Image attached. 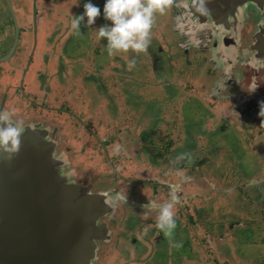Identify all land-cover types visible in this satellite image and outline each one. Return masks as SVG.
<instances>
[{
    "label": "flooded vegetation",
    "instance_id": "af4514ba",
    "mask_svg": "<svg viewBox=\"0 0 264 264\" xmlns=\"http://www.w3.org/2000/svg\"><path fill=\"white\" fill-rule=\"evenodd\" d=\"M1 1L0 77L1 71L4 68V63L8 62L11 58L21 52L22 48L20 49L19 47H21L20 44L22 41V35L25 33L26 29H29L30 33L33 31L34 44L33 49L28 56V62L29 64L31 63L36 49L39 47V44H41L44 38L43 35L45 27L39 31V26L46 22L41 20L43 17L41 14L43 2L46 1L45 3L48 6L58 7L60 1L65 2V0H16L17 2L14 0H0V5ZM68 2L70 6L75 4V1L73 0H68ZM169 3H171V1H169ZM31 8L32 14H30V24L29 26H25L23 24L25 21V14ZM12 9L15 12V15L12 13ZM43 9L46 12L48 11V9ZM242 24L243 28L241 33L238 32V25H236L235 22H231L232 27H229L231 29L230 33L224 32L227 34L226 36L228 38L226 37L223 39H226V42L230 45V48L226 46V48L223 49V51L228 54L227 56L225 55L226 53H220V50L224 46L220 45L219 42L223 39H220L218 36L214 38L215 45L217 44V47L214 48L212 52L213 62H215L216 65L222 66L224 70H226L223 77L217 80L215 87H213V85L211 86V76L205 73V75L200 76H205L207 78L206 85L210 88V90H207L204 84H198V87H195V89L193 87V89H191V92L193 93L192 95L194 96L198 93L207 94L213 89V91H216L217 96L226 99V106L229 107L228 113H224L221 117H218L219 122L215 127L205 128L204 123H206V119L201 118V122H199L200 124L197 129L188 130L186 128L185 133L182 127L183 118L179 115H174L176 123L179 121L183 130V135L179 137L180 140L178 138L175 140L167 139L168 142L163 141L161 143H157V119L167 117L170 111L173 112V108L172 110H169V103H167L166 106L163 104L167 95L161 97L156 96L155 94H144L142 91L144 88H142L141 92H138L139 90H134L135 84L133 85V90L130 89L131 85L126 84L127 87H129V90H124V92H127L130 95L129 98L137 99L136 102L141 105V117H143L142 122L147 124L150 121L151 124L148 135L150 141L147 146V150L145 147L144 150L148 152V147H150V145L153 149H155V154L150 157L151 160H149V168L154 169V171H146L145 169L142 173L148 174L146 178H135L133 175L124 174L121 178L119 177V180L116 181V183H113V181L109 178V172L106 168L104 169L105 166H102L101 164L99 165L97 157L90 154L91 151L89 148H87L86 151L80 150L78 154H75L74 147H71L68 144L67 146L63 144V135L61 133L62 129L65 134L69 133L67 128H63V124H59L57 126L54 125L53 127L48 121L52 122L51 120L53 119L54 121V118H42L40 115L33 116V118L41 119L40 121H43L45 124H47L45 120L48 122V125H50L52 129L51 132L55 133L56 140L58 141V150L59 152L64 151L68 156V160L70 161L69 166L72 168L74 167L77 172V180L81 184H88L93 192L104 193L106 195L107 202L112 206V210H115L114 212L111 211L108 213V216L103 217L101 220V222L106 221L109 225V228L111 229V238L107 241H99V258L94 264H187L186 261L194 259L199 260L200 256L198 251L190 247V243L192 242L191 233L193 230L197 231L199 224L198 221L200 222L199 215H201L202 212L206 214H216L214 207L216 205V199L218 198H215V200L210 198L209 201L211 202L212 210L207 213L203 209L204 206H198L197 203L194 204L192 202L199 197V194L191 192L185 193L182 191V186L185 184L183 187L184 191L185 188L190 186H187V184L188 180L191 181L192 178L189 177L187 179V174L197 166H207L208 171L213 172V174L219 177L215 169L219 165L223 164L222 157L218 159L216 168L211 166L212 161H210L206 154L202 153L203 146L200 144L203 143L207 137L209 138L212 136L215 138L221 136L218 134L220 132L223 133L222 136H226L228 139L232 140L237 154L245 153V158L257 157L256 161L257 163H261V167H259L255 161V166L252 167V172L244 171L241 175L239 174V181L235 180L236 183L233 185L228 184L231 180L226 179L224 181H219L214 178L215 183L212 184L215 185L213 189H216L217 191H215V194L220 192L230 193L233 191L240 193L239 204L242 205V208L235 207V205L229 206L233 210L225 212L221 217L217 216L218 219L215 222L208 221L207 229L214 232L216 230L215 236L213 235V241L217 239L218 242H220V246L217 244L216 248L223 247L222 245L224 242L228 245L236 247L237 249L244 246H250L253 254H251L249 259L233 260L231 264L264 263L262 262V260H264V251L260 253L257 249V247L260 246L264 248V125H261V120L264 118L257 115V112L259 111L258 101H264V9L258 12V9L250 7L248 16L244 19V21L240 22V27ZM11 30L13 32L12 36L10 32ZM172 32L174 43L178 49H180V53H177L176 55L177 59L183 61V63H180L182 64V69L180 70L181 72L185 71L186 75L190 73L192 76V72L185 70L184 67H189L190 69L192 67H200L201 69H204L207 66L209 68L213 66V64L208 63V55L206 54L208 51L205 50L207 48V46H205V44H207V38L212 36V32L206 35V37H199L201 47L192 46L187 50L180 47V43L183 39L179 38L174 31ZM257 35H260L261 37V47L259 49L256 48V44H258V42L255 44ZM233 36H235V39L231 38ZM89 37L90 36L86 39H82L81 42L76 41L78 44L77 48L71 47L74 50L73 53L69 51V46L71 45V41L69 39L67 41L66 56L71 59L74 58L76 56L75 52L79 51L78 46L80 44L82 45V48H80L81 53L84 52L88 46H91L90 41L89 43L85 41L88 40ZM72 39H75L73 35ZM187 39L188 40L185 44L192 45V41L189 38ZM237 44L239 45L237 46ZM101 47L103 53L104 51L106 52L105 41ZM236 47H238L237 52L234 53ZM18 48L19 51H17ZM163 50L164 49L161 46H158L157 53H154L151 56L153 59L152 64H156V66L159 67L157 68L159 71L158 74H161V76L158 80L162 84V87L165 88V91L167 85L172 80L175 81V86L184 89L181 84L182 81L184 82V80H181V73H179L176 69H172V66L167 61L165 62V50ZM199 54V59H202V62H199L197 59ZM138 56V60L135 64H133L135 66H137L139 61L144 57L142 56V52L138 53L135 58ZM101 59L102 58H99V67L103 68L106 63L105 61H101ZM124 63L127 64V62ZM79 66L81 65L79 64ZM29 67L30 65L26 66L24 74L19 80V85L17 86L19 92L25 91L28 93L25 81L28 75ZM78 70L79 69L76 71ZM165 74L168 77H166ZM2 80H4V78L1 77L0 81ZM62 80L64 83L66 82V78H62ZM123 82L124 81H121V85H123ZM34 85L36 86L37 83ZM185 94H187V92ZM100 96L101 94L98 92L96 97L99 98ZM199 98L201 100L199 112H205V116V114H208L212 108L211 106L208 107L205 105L204 99L201 97ZM128 101H130V99H128ZM17 103V100H13L9 97L7 90H0V110L3 109L2 106H4L6 109H3V112L5 113L9 111L17 122L20 121L21 123H26L27 121H38L33 118L29 120L25 113L24 115H21V112L23 114L24 111ZM160 103L161 106L158 107V111L156 112L155 107ZM89 107H93V103L92 105L89 104ZM32 110L36 111L37 109L32 108ZM90 110L93 111V108ZM214 114L218 113L214 112ZM151 116H153L154 122L157 120L156 125L154 124ZM146 118L147 120L145 121L144 119ZM82 123L88 124L86 121H83ZM196 132L208 133L195 134ZM79 133V136L73 137L68 143L73 144L76 147L86 145L85 140L88 141V138H84V132L81 131ZM153 137H155L154 140H152ZM184 137H188L189 146L193 147H190L187 151L182 149L181 151H183V153L181 154L180 151L177 155L176 145L181 143ZM162 140H166V138ZM196 141L198 145L194 144ZM174 146V154L180 158L176 164V171H179H175V173H177V178H179V180H183L178 183H172V171H168L165 166L162 170L164 177H158V170L164 165L161 161L166 159L165 153ZM187 152L190 153L188 155L190 158H188L189 162H185L182 159V156ZM135 160L137 161V158H135ZM133 161L134 160H132V162ZM118 173L119 171H117L116 174ZM97 175L102 177H98ZM203 184H205V182H203ZM224 184H228L230 187H223ZM173 189L175 190V195L178 198L172 207L175 224L180 223V228L188 231L187 242H189L188 248L190 249L180 258V260L177 257H174L170 249V245H168V247L163 246L167 245L168 241L163 237L155 224V218L159 211V208L156 206L169 202V193ZM224 196L228 197L229 195L224 194ZM121 198H125L129 201L131 200V202L133 201L136 204H126L121 200ZM230 203L231 202H228V204ZM150 204L153 206L149 207ZM227 221L228 223L231 222V225H228V223L226 224ZM122 232L124 233L123 235L121 234ZM248 232L250 233L248 234ZM252 233L255 238H258L251 239V237H249L250 240H247L245 236ZM162 250L163 253L160 254ZM221 251L222 250H216L215 254H217V256L221 255L224 258ZM254 254H256V256H254ZM260 257H262V260L257 262ZM225 259L227 260V264H229V259ZM224 263L226 264V262Z\"/></svg>",
    "mask_w": 264,
    "mask_h": 264
},
{
    "label": "rangeland",
    "instance_id": "374dc122",
    "mask_svg": "<svg viewBox=\"0 0 264 264\" xmlns=\"http://www.w3.org/2000/svg\"><path fill=\"white\" fill-rule=\"evenodd\" d=\"M14 1L17 2L16 0ZM73 1H75V4L71 6L68 0H65V2L60 1L58 7L48 6L45 3L46 1H42L43 7L41 14L43 15V19L41 18V20L46 22L39 26V31L45 27L43 41L39 44L29 64L28 56L34 44L33 31L30 33L29 29H26L22 35L21 47H19L20 49L22 48L21 52L4 63V68L1 71V77L4 80L0 81V90H7L9 97L18 101V106H21L24 111L23 114L21 112V115L25 113L29 120L33 116L40 115L42 118H54V121L53 119L51 120L52 122L48 121L53 127L54 125L63 124V128L65 127L69 130L68 134H65L63 129L61 131L63 144L74 147L75 154H78L80 150L86 151L89 148L91 151L90 154L97 157L99 165L105 166L104 169L106 168L109 172V178L113 183H116L119 177L121 178L124 174L133 175L135 178H146L148 174L142 173L145 169L146 171H154V169L149 168V160L155 154V149L150 145L148 152L144 150V147L147 150L150 141L148 135L151 124L149 119V123L147 124L142 122L141 105L136 102L137 99L129 98L130 95L124 92V90H129L127 85H131L130 89L133 90V85L135 84L134 90H139L138 92H141L142 88H144L142 90L144 94H155L161 97L167 95L163 104L166 106L169 103V110L173 108V112L170 111L167 117L157 119V143L163 141L168 142L167 139H179L183 135L181 124L179 121L176 123L174 115H179L183 118L182 127L185 133L186 128L188 130L197 129L201 118L206 119V123H204L205 128L215 127L219 122L218 117H221L224 113H228L229 107L225 103L227 101L225 98L217 96L216 91H213V89L207 94L198 93L195 95L196 97L192 95L191 89L198 87V84H204L205 88L210 90L206 85L207 78L200 76L205 75L208 69L207 67L203 70L200 67H192L191 69L184 67L185 70L192 72V76L190 73L186 75L185 71H180L182 69V64L180 63H183V61L177 59L176 56L177 53H180V49H178L173 40V9L172 2L169 3L170 0L163 14L154 13L149 34L150 39L146 49L142 52V56L144 57L139 61L137 66L132 65L131 67L124 63L132 60L138 54L133 53L131 49L127 52L114 53L112 56H108L105 51L103 53L101 46H103L105 40L103 41V38H97L96 28L111 23L102 14L104 0H91V3L100 9V15L94 19L92 25H86L85 21L87 18L84 17L80 22L79 33L74 32L70 26V21L75 15L83 13L85 0ZM1 7L2 1L0 11ZM43 8L48 9V11H44ZM30 14H32V8L25 14V21L23 22L25 26H29L30 24ZM10 32L12 36V30ZM72 35L75 39H72ZM88 36H90L89 39L85 41L87 43L90 41L91 46H88L81 53L80 48H82V45L80 44L78 46L79 51L75 52L76 56L72 59L68 58L65 54L67 41L70 39L71 45L69 46V51L73 53L74 50L71 47L77 48L78 44L76 41L81 42L82 39H86ZM158 46H161L165 50V55L163 54L166 58L165 62L167 61L172 66V69H176L181 73V80H184L181 84L186 91L175 86V81L173 80L167 85L166 91L162 87V84L158 80L161 76V74H158L159 71L157 68L159 67L156 64H152L153 59L151 58L152 54L157 53ZM19 48L17 51H19ZM99 58H102L101 61H105L106 63L103 68L99 67ZM138 58L139 56L134 59L135 63ZM199 58L200 54L197 59L199 62H202V59ZM29 65L30 67L25 81L28 93L25 91L19 92L17 87L19 80L23 76L26 66ZM77 69L79 70L76 71ZM165 76L168 77L166 74ZM62 78H66L65 83ZM121 81H124L122 83L123 85H121ZM35 83H37L36 86L34 85ZM98 92L101 94L99 98L96 97ZM186 92L187 94H185ZM199 97L205 100L206 106H211L212 108L205 116V112H199L201 104ZM92 103L93 107H89V104L92 105ZM160 106L161 103L156 105V112ZM32 108H36L37 110L33 111ZM91 108H93V111L90 110ZM214 112L218 114H214ZM151 118L154 122L153 116ZM33 119L41 120L37 118ZM144 120L146 121L147 118ZM157 120L154 122L155 125ZM83 121H86L88 124L82 123ZM45 122L48 124L46 120ZM81 131L86 135H84V138H88V141L85 140L86 145L76 147L68 143L73 137L79 136V132ZM198 133L202 132H196L195 134ZM207 133L203 132L202 134ZM218 134L222 136L223 133L220 132ZM221 136L215 138L212 136L207 137L200 144L203 146L202 153L206 154L210 161H212L211 166L216 168L218 159L222 157L223 164L215 169L219 177L213 174V172L208 171L207 166H197L187 174V179L189 177L192 178L191 181L188 180L187 186H190L185 188V191L183 190L185 184L182 186V191L185 193L191 192L199 194V197L192 202L194 204L197 203L198 206H204L203 209L207 213L212 210L211 202L209 201L210 198L213 200L218 198L216 199V205L214 207L216 214L202 212L199 215L200 222L198 221L197 231L193 230L191 233L192 242L190 243V247L197 250L200 257L199 260L189 259L190 261H186L187 264H225L224 262L227 264L225 258H228L230 261L229 264H231L233 260L249 259L251 254H253L250 246L237 249L224 242L223 247L216 248L217 244L220 246V242L217 239L213 241V235L215 236L216 230L214 232L207 229L208 221L215 222L218 219L217 216L221 217L225 212L233 210L229 206L235 205V207L242 208V205L239 204L240 193L233 191L230 193L220 192L215 194L216 189H213L215 185L212 183H215V179L219 181L228 179L231 180L228 184H235V180L239 181L240 179L239 174L241 175L244 171L252 172V167L255 166L254 163L257 160V157L245 158V153H238L239 155L242 154L239 156L236 153L237 151L234 148L235 146L232 140L226 136ZM165 138L166 140H162ZM194 144L198 145L197 141ZM190 147L193 146H189L188 137H184L182 142L176 145V154L178 155L182 149L187 151ZM174 148L175 146L165 153L166 159L161 161L164 165L158 170V177H164L162 170L165 166L168 171H172V183H178L183 180H179L177 173H175L177 169L176 164L180 158L174 154ZM182 153L183 151H181ZM189 154L187 152L182 156L185 162H189ZM135 158H137V161ZM132 160L134 161L132 162ZM257 164L261 167V163L258 162ZM117 171H119L118 174H116ZM228 184H224L223 187H230ZM224 194L229 196L226 197ZM228 202L231 203L228 204ZM229 224L231 225V222ZM121 234L123 235L124 233L122 232ZM249 237L251 239L255 238L253 233L245 236L247 240H250ZM166 240L168 244L163 246L168 247L170 245L174 257H177L179 260L190 250L188 248L189 242H187L188 231L180 228V223L175 224V228L172 230L170 237ZM257 249L260 253L264 251V248L261 246L257 247ZM216 250H222L221 252L224 258L221 255L217 256L215 254ZM162 253L163 250L160 254ZM259 260H262V257L257 262Z\"/></svg>",
    "mask_w": 264,
    "mask_h": 264
},
{
    "label": "water",
    "instance_id": "95a60500",
    "mask_svg": "<svg viewBox=\"0 0 264 264\" xmlns=\"http://www.w3.org/2000/svg\"><path fill=\"white\" fill-rule=\"evenodd\" d=\"M170 1L173 30L183 39L180 47H201L199 37L212 32L205 50L213 66H207L205 73L215 87L226 70L213 62L212 52L217 47L214 38H226L231 22L241 33L240 22L248 16L249 8L260 12L264 0ZM187 38L192 45L185 44ZM260 42L257 35V49ZM219 44L224 46L221 54L226 53V46L230 48L226 39ZM5 114L17 122L9 111ZM17 123L22 132L16 151L0 152V264H94L99 258V241L111 238L109 225L101 220L115 210L104 193L93 192L88 184L77 180L68 156L58 150L50 125L40 120Z\"/></svg>",
    "mask_w": 264,
    "mask_h": 264
},
{
    "label": "clouds",
    "instance_id": "9594fccd",
    "mask_svg": "<svg viewBox=\"0 0 264 264\" xmlns=\"http://www.w3.org/2000/svg\"><path fill=\"white\" fill-rule=\"evenodd\" d=\"M167 5L168 0H104L102 14L111 23L96 28V35L98 39L105 40L107 55L127 52L129 49L133 53L143 52L149 42L154 13L163 14ZM83 9L82 14L75 15L70 21V26L76 33H79L80 22L84 17L87 18L86 25H92L94 19L100 15V9L91 3V0H85ZM134 63V58L128 60L127 66L131 67ZM258 106L257 115L264 118V101H258ZM261 125H264V119L261 120ZM21 132L20 125L11 121L7 114L0 110V152H15ZM177 199L173 189L169 193V202L156 206L159 211L155 224L166 239L175 228L172 207Z\"/></svg>",
    "mask_w": 264,
    "mask_h": 264
}]
</instances>
